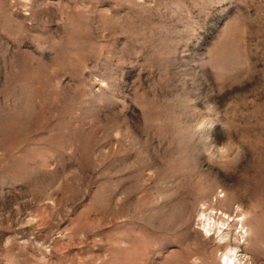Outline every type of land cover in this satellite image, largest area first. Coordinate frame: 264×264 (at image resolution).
<instances>
[{
  "label": "rangeland",
  "instance_id": "374dc122",
  "mask_svg": "<svg viewBox=\"0 0 264 264\" xmlns=\"http://www.w3.org/2000/svg\"><path fill=\"white\" fill-rule=\"evenodd\" d=\"M0 264H264V0H0Z\"/></svg>",
  "mask_w": 264,
  "mask_h": 264
},
{
  "label": "bare ground",
  "instance_id": "6f19581e",
  "mask_svg": "<svg viewBox=\"0 0 264 264\" xmlns=\"http://www.w3.org/2000/svg\"><path fill=\"white\" fill-rule=\"evenodd\" d=\"M203 227H204V230L205 232H209L211 230V222L209 221V219H204V222H203Z\"/></svg>",
  "mask_w": 264,
  "mask_h": 264
}]
</instances>
